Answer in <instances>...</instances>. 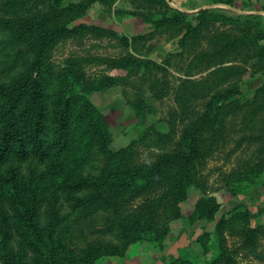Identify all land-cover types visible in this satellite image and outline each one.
Segmentation results:
<instances>
[{
	"label": "trees",
	"instance_id": "trees-1",
	"mask_svg": "<svg viewBox=\"0 0 264 264\" xmlns=\"http://www.w3.org/2000/svg\"><path fill=\"white\" fill-rule=\"evenodd\" d=\"M98 1L0 0V264H97L104 256L123 255L132 243L160 244L170 222L182 217L180 203L191 186L203 194L185 218L190 223L216 221L218 255L213 264L229 259L222 243L223 230L230 225L240 223L236 232L252 249L264 234V222L251 226L244 208L216 218L221 205L206 193L197 167L205 158V141L215 145L233 135L226 127L229 116L246 108L254 111L259 104L264 108V81L247 101L236 85L217 87L209 80L207 93L202 94L207 80H187L185 94L190 98L201 94L204 101L183 126L180 141L174 143L172 132L150 126L140 139L118 150L110 148L108 123L89 96L141 71L161 74L166 85L173 59L186 56L191 58L188 69L195 71L190 75L216 66L209 78L233 68L242 73L247 66L264 75L260 16L205 8L190 20L166 0H138V7L149 11L163 5L174 13L144 14L153 30L132 37L73 23ZM232 3L208 0L209 5ZM165 30L175 31V47L160 63L130 53L73 57L63 64L52 59L57 44L66 39H113L128 50ZM92 62L104 67L86 71L83 63ZM115 69L120 74L108 73ZM244 128L245 132L237 131L229 152L242 144L252 149L237 178L255 183L264 169V119L257 128L253 121ZM142 146L154 151L151 162L138 159ZM243 183L236 185L234 194L241 192ZM108 211L111 216L95 230V220ZM86 231L112 233L118 243L89 238ZM211 237L206 231L197 241L210 249ZM170 264L191 263L175 258Z\"/></svg>",
	"mask_w": 264,
	"mask_h": 264
},
{
	"label": "rangeland",
	"instance_id": "rangeland-1",
	"mask_svg": "<svg viewBox=\"0 0 264 264\" xmlns=\"http://www.w3.org/2000/svg\"><path fill=\"white\" fill-rule=\"evenodd\" d=\"M72 3L83 2L84 0H70ZM173 11L189 14L191 20L198 10L210 8L219 9L234 14H257L260 16L264 28V0H233L232 6L215 4L209 5L208 0H166ZM138 0H100L93 4L89 11L76 18L73 23H86L114 30L119 34L129 37L138 34H146L153 30V26L144 20V14L154 12L173 14L172 10L163 5H157L154 10H147L138 7ZM148 13V14H147ZM143 16V17H142ZM175 31L165 30L156 32L150 41L135 44L128 50L119 46L113 39L100 38L95 36H82L75 39H66L57 44L53 51L52 59L58 64H63L68 58L73 57H118L125 54H133L139 59H150L160 63L167 54L175 47ZM191 58H174L166 77L167 84L164 85L159 76L161 74H149L140 72L139 75L126 78L119 85L103 89L90 94V100L104 114L112 135L110 148L118 150L125 147L131 140L140 139L143 131L154 126L162 132H172L173 142L178 143L181 138L182 128L189 120L198 113L204 101L203 95L196 98L186 95L184 82L187 80H207L203 85L207 93L209 80H214L217 87L236 85L247 101H252L255 91L264 81L261 71L251 67H244L246 71L233 68L227 72H218L217 76L209 74L216 68L209 67L198 73L188 69ZM104 65L97 63H83L86 71L94 72L101 70ZM110 74H120L118 69L111 70ZM227 73V74H226ZM155 75V76H154ZM207 78H203L206 77ZM157 76V81L153 82ZM155 81V80H154ZM206 88V89H205ZM253 110V109H252ZM246 108L237 115L228 118L226 127L233 130V140L228 137L218 144L210 145L205 141V158L197 167V177L204 182L207 194L212 196L221 207L216 213V218L229 215L228 213L237 208H244L250 213V225L256 226L264 222V169L261 171L262 179L250 183L247 179L238 180V172L243 170V165L248 158L251 148H243V144L236 152L229 150L235 146L234 138L245 132V126L253 121L254 128L259 127L264 119V108L261 104L254 106V111ZM237 131H240L237 132ZM212 147L208 149V147ZM140 161L151 162L153 150L147 146L137 149ZM255 160V159H254ZM253 159L250 161L252 162ZM241 184L244 188L240 193L234 194ZM234 186V187H233ZM239 186V185H238ZM187 197L180 203L181 218L173 220L163 241L160 244L136 242L129 244L123 255L104 256L97 261V264H170L172 259L186 260L191 264H213L218 253L216 240V221L207 222L205 219L190 223L186 218L194 211L202 192L197 186H191ZM111 216V211L102 213L94 224L98 230L103 224V219ZM239 222L228 226L223 230V248L228 254V260L219 261L214 264H264V234L257 240L251 249L241 241L240 234L236 232ZM211 233L210 249L207 244L202 245L197 241L199 235L204 232ZM89 234H92L89 235ZM89 238L101 239L109 243H118L115 236L99 232H88Z\"/></svg>",
	"mask_w": 264,
	"mask_h": 264
}]
</instances>
